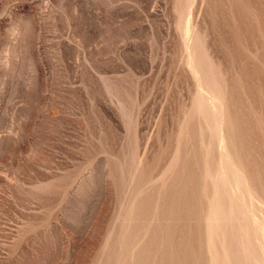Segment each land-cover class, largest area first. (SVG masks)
<instances>
[{
  "label": "rangeland",
  "instance_id": "1",
  "mask_svg": "<svg viewBox=\"0 0 264 264\" xmlns=\"http://www.w3.org/2000/svg\"><path fill=\"white\" fill-rule=\"evenodd\" d=\"M0 264H264V0H0Z\"/></svg>",
  "mask_w": 264,
  "mask_h": 264
}]
</instances>
